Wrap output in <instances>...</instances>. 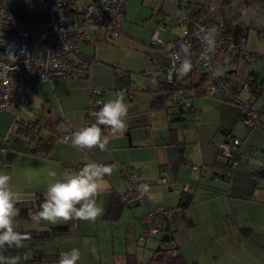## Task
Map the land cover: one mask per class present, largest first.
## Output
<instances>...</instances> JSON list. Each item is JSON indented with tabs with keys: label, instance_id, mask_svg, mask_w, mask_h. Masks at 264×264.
<instances>
[{
	"label": "crops",
	"instance_id": "obj_1",
	"mask_svg": "<svg viewBox=\"0 0 264 264\" xmlns=\"http://www.w3.org/2000/svg\"><path fill=\"white\" fill-rule=\"evenodd\" d=\"M124 12L118 38L88 32V39L78 43L80 54L94 60L88 80L54 78L32 83L24 87L21 97L12 104L14 111L27 119L25 122L38 129L36 136L27 140L28 133L18 122L12 148L8 143L6 150L0 152V172L4 166L7 168L13 190L21 194L17 204L21 209L17 218L20 230L31 235L22 248L8 249L5 255L20 256L21 264H58L61 251L79 248L82 255L77 264H136L128 249L131 234L137 236L135 242L142 247L155 245L151 239L156 238L157 248L168 230L173 234L172 245L185 264H264V195L255 198L256 186L252 183L247 198H241L242 187L233 191V196L220 194L229 190L231 182L238 189L239 178L231 175L229 181L219 179L217 175L225 170V162L219 159V153L216 156V149L203 147L199 141L191 156L183 135L171 126L179 119L187 121L183 113L188 112L196 121L203 106L216 102L217 109H222L224 101L216 96L207 99L209 94H202L192 99L193 109L185 106L188 88L197 82V87L203 88L195 75L191 82L184 81L169 90L162 89L160 84L161 64H165L163 45L182 35L184 20L198 18L207 24L236 23L245 29V35L238 39L246 49L245 55H227L220 69L219 76L227 86L250 81L254 77L251 73L264 77V35H259L264 34V0H126ZM155 32L163 45L144 50ZM89 85L99 89L101 102L122 94L129 109L125 133L112 136L103 132L110 137L107 151H81L65 139L86 126ZM127 85L129 90L125 89ZM244 93L257 110L264 108V99L251 91L242 96ZM259 100L262 105L257 108ZM228 108L231 113L225 108L218 110L224 125L229 116L240 120L241 110ZM253 129L256 139L264 137V119L260 118ZM222 134L225 141L227 135L236 137L230 130H222ZM45 142L51 143L48 152L43 146ZM194 144L197 145V139ZM179 147L182 152H177ZM90 160L117 166L111 176L105 177L104 190L97 197L102 215L95 222L33 224L28 213L39 210L37 195L43 196L51 183L62 179L65 166L83 167ZM196 164L204 166V172L201 167L197 175L198 168L193 166ZM120 165L129 167L138 180L149 182L151 191L144 196L149 204L173 209L164 229L146 243L139 242L138 236L140 219L148 207L144 201L133 207L120 202L125 188ZM49 171H55L57 176L50 177ZM258 172L259 169L253 171V178H259ZM187 197L190 202L184 205ZM120 226L122 231H116ZM55 227L67 230L46 239L39 237ZM93 246L97 249L95 255L90 251Z\"/></svg>",
	"mask_w": 264,
	"mask_h": 264
},
{
	"label": "built area",
	"instance_id": "obj_2",
	"mask_svg": "<svg viewBox=\"0 0 264 264\" xmlns=\"http://www.w3.org/2000/svg\"><path fill=\"white\" fill-rule=\"evenodd\" d=\"M125 3L126 0H0V70L5 65L9 68L6 75L0 76V111L10 109L14 100L21 97L22 90L29 84L47 82L54 78L88 80L94 60L80 54L78 43L88 39V32L103 33L111 39L118 38L125 18ZM184 21L186 27L181 37L165 44V59L168 63L164 72L166 84L178 85L183 80L177 79L175 75L171 82L168 79L169 70L174 63L170 52L178 51V47L169 51L167 46L178 45L181 41L191 43L195 54L191 72L203 77V93L189 89L185 106L193 109L192 99L202 94L216 96L239 106L241 122L246 128L253 129L259 119L264 117V108L257 110L242 97V93L249 89L248 84L243 82L235 88H228L219 75H212L214 69H221L228 54L243 50L241 43L226 31L222 22L207 24L201 18ZM211 27L217 29L218 46L210 68L199 60L202 47L196 33L201 28ZM157 35V32L153 34L145 50L163 44ZM259 35L264 34L260 32ZM9 53L14 57L8 56ZM125 89L129 90V86ZM88 92L86 126L95 123V117L91 116L90 112L99 111L101 106L99 89L89 85ZM15 121L27 127H34L35 131L38 129L18 116ZM104 132L111 133L110 130ZM65 139L70 140V137ZM6 144L7 140L0 137V152L5 151ZM240 144L241 140L238 138L225 141L218 152L226 160H230L238 154ZM65 168L75 170L80 167L67 165ZM120 170L125 182L124 192L119 197L120 202L126 207H133L144 201L148 207L140 219L141 232L138 236L139 242L146 243L164 229L173 209L153 206L145 198L137 199L136 185L149 182L138 180L127 166L120 165ZM260 170L264 171V165L260 166ZM223 175L226 181H229L232 172L226 171ZM162 182L166 183V180L163 179ZM177 253V250L173 251V255Z\"/></svg>",
	"mask_w": 264,
	"mask_h": 264
},
{
	"label": "clouds",
	"instance_id": "obj_3",
	"mask_svg": "<svg viewBox=\"0 0 264 264\" xmlns=\"http://www.w3.org/2000/svg\"><path fill=\"white\" fill-rule=\"evenodd\" d=\"M196 36L201 41L202 51L199 60L206 67H212L211 61L217 49V29L201 28ZM170 51L178 47V51L170 52L174 63L169 70L168 79L171 82L173 75L177 79H183L194 68L192 45L181 41L178 45H168ZM10 57H14L9 53ZM8 66H3L0 76L6 75ZM221 74L219 68L212 71V75ZM128 106L124 102V96L117 94L115 99L101 102L99 111L93 110L90 115L95 117V123L80 127L71 133L70 142L81 151L98 148L107 151L110 137L103 134L110 130L112 136L123 134L127 131ZM104 129L102 130V127ZM117 166L114 164H100L89 161L79 169L65 168L62 179H56L43 192V200L39 204V210L29 212V219L33 224L47 221L56 224L58 221H91L102 215L103 209L97 203L98 195L104 190L105 177L111 176ZM48 175L55 178L57 173L49 171ZM11 176L6 172H0V264H21L20 256H5L3 253L8 249H19L24 242L31 239L27 231H21L18 217L21 209L17 206L20 202V193L13 190ZM137 199H142L151 191L148 183L136 185ZM90 251L95 255L96 247ZM79 248L70 251H61L58 264H77L81 260ZM27 259V256H25Z\"/></svg>",
	"mask_w": 264,
	"mask_h": 264
},
{
	"label": "rangeland",
	"instance_id": "obj_4",
	"mask_svg": "<svg viewBox=\"0 0 264 264\" xmlns=\"http://www.w3.org/2000/svg\"><path fill=\"white\" fill-rule=\"evenodd\" d=\"M207 97H210L207 99H211V97L212 99L216 98L212 95H207ZM242 97L246 99V94L244 93ZM214 103L215 104L211 103L210 105L203 106V108L200 109L197 114L196 121H194L192 115L186 112L183 113L182 116L183 118H186L187 121L181 122L179 119V121L172 122L171 126L177 129L179 131V134L183 135L184 140L187 143L186 146L188 147L187 152L190 153L191 156H193L194 150L197 151L199 141L201 142L203 147L209 146L216 149L217 156L220 146L225 142V136L224 134H222V130H230L231 134L235 135L236 137H238V139L241 140V160L240 162L235 163L232 169V177L234 175L235 179L239 178V184L238 189H234V187H232L233 183H229V190L221 191L220 194L225 196H233V191L235 192L239 190V187H242L244 196L241 198H247L251 194L250 183H252L256 186L253 196H255V198H258L260 195H264V177L253 178L252 176L253 171H258V169L260 170V166L264 165V137H262L261 139H256L257 136H252V133L256 129L251 130L246 128L241 122V119H233L232 116H229V122L224 125V119L220 117L221 113L218 110H223V108H225L231 113L232 110L228 107H234L236 109L239 108L240 110L241 108L231 102H222L225 107H223L222 109H217L218 105L216 102ZM261 105L262 102L260 100L256 102L257 108H260ZM16 116L20 117L24 121L27 120L22 115H20L19 111L15 112L13 106H11L8 110L0 111V137L2 139H6L7 144L10 143L8 144L10 146V149L13 145L12 142H15L16 140L13 135V132L15 131V125L16 127L18 125V122L15 121ZM177 117L179 118L180 115H178ZM261 119H264V117H262ZM34 136H36V134L33 132V129H30L26 138L27 140H30L33 139ZM196 139L197 145L194 144ZM218 157L222 162L226 161V159L221 154H219ZM2 158V154L0 153V163H2ZM193 166L196 169L198 168L196 172L197 175L199 174V172H201V167L203 168L202 172H204L205 170V167L200 166L199 164ZM2 172H7V168L5 166ZM116 231H122L121 226L118 227ZM136 237L134 233L133 235L131 234L128 249L132 254H134L136 264H146L152 254V250L156 248V242H158V240L156 238L151 239V241H155L153 242L155 243V245L152 244L151 246V244L149 243V245L147 244L145 247H142L140 245L137 246L135 242ZM118 240V244H120V237H118Z\"/></svg>",
	"mask_w": 264,
	"mask_h": 264
},
{
	"label": "trees",
	"instance_id": "obj_5",
	"mask_svg": "<svg viewBox=\"0 0 264 264\" xmlns=\"http://www.w3.org/2000/svg\"><path fill=\"white\" fill-rule=\"evenodd\" d=\"M225 26V25H224ZM186 27V26H185ZM225 29L227 32L231 33L234 38L236 40H238L242 35H245V29L242 28L240 26V24H236L234 26H225ZM181 37V36H180ZM178 37V38H180ZM177 38V39H178ZM175 39V40H177ZM173 40V41H175ZM239 41V40H238ZM240 42V41H239ZM241 43V42H240ZM163 45V44H162ZM162 45L160 46H157V47H153L152 49H156V48H159L161 47ZM241 46H242V51H235L233 53H242L245 55L246 53V49L245 47L243 46V44L241 43ZM166 46L163 45V48L165 50V57L164 59L166 58ZM145 50V48H144ZM148 51V50H147ZM232 54V53H230ZM229 55V54H228ZM168 65L166 59H165V64H161L162 66V74H160V84H161V87L162 89H172L173 87H178L180 86L184 81H189L191 82L192 79H193V76L195 75V77L197 76L199 78V82L203 80V77L197 75L196 73L194 72H190L185 78H183L182 80V83L181 84H178V85H174V84H166L165 80H164V72H165V68L166 66ZM251 76H254L253 78L250 79V81H243L245 83L248 84L249 86V89L248 91H246L247 93H253L255 96H258V98H262L264 99V77H262L261 75H258V74H253L251 73ZM241 82V83H243ZM224 83V82H223ZM240 83V84H241ZM226 85V83H224ZM239 84V85H240ZM237 85V86H239ZM198 82L195 83L194 85L190 86L188 88V95H189V89H194V90H197L198 92L200 93H203L201 91V88H198ZM227 86V85H226ZM236 86V87H237ZM228 88H235V87H229L227 86ZM252 87H254L255 89H251ZM221 100V99H220ZM224 102H227L225 100H222ZM247 103L250 105V106H254L253 102L250 101L249 99L247 100ZM255 107V106H254ZM22 125V124H21ZM35 126V125H34ZM23 127L26 129L27 133L28 131L31 129H33L32 127H27V126H24ZM37 131V130H36ZM34 129H33V132L35 133L36 132ZM236 137H233V136H228L226 137V141H230L232 139H234ZM41 145V144H40ZM43 146H45V152H48L49 149L51 148V143L50 144H47L46 142L43 143ZM239 151H238V154L234 157V158H231L230 160H226L225 163H224V166H225V170L223 171L222 174H218L217 177L221 180H226L225 177H224V172L226 171H230L232 172V169L234 167V164L239 162ZM258 175L259 177H264V171L262 170H259L258 172ZM189 197L185 198L184 200V205L188 204L190 201H189ZM36 200H37V206L39 208V204L42 202L43 200V196L42 195H37L36 197ZM67 230V227H55V228H52L50 231H46L44 233H41L39 234L40 238L42 239H46V238H49L51 237L52 235H54V233H59V232H62V231H66ZM38 235V234H37ZM172 242H173V234L171 231H168L166 232L165 236L161 239L160 241V245L154 250L153 252V255L152 257L150 258V260L147 262V264H185L183 260H181V256L179 255V253H177L176 255H173V251L177 250L175 247H173L172 245Z\"/></svg>",
	"mask_w": 264,
	"mask_h": 264
},
{
	"label": "water",
	"instance_id": "obj_6",
	"mask_svg": "<svg viewBox=\"0 0 264 264\" xmlns=\"http://www.w3.org/2000/svg\"><path fill=\"white\" fill-rule=\"evenodd\" d=\"M177 152H182V147L177 148Z\"/></svg>",
	"mask_w": 264,
	"mask_h": 264
}]
</instances>
